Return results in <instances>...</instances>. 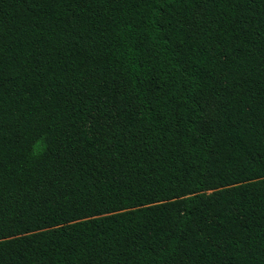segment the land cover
<instances>
[{
	"label": "trees",
	"instance_id": "16d2710c",
	"mask_svg": "<svg viewBox=\"0 0 264 264\" xmlns=\"http://www.w3.org/2000/svg\"><path fill=\"white\" fill-rule=\"evenodd\" d=\"M0 264H264V0H0Z\"/></svg>",
	"mask_w": 264,
	"mask_h": 264
}]
</instances>
